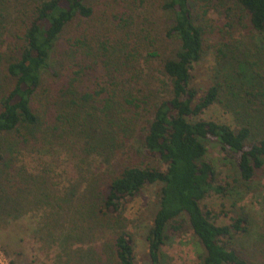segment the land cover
Instances as JSON below:
<instances>
[{"label": "trees", "instance_id": "1", "mask_svg": "<svg viewBox=\"0 0 264 264\" xmlns=\"http://www.w3.org/2000/svg\"><path fill=\"white\" fill-rule=\"evenodd\" d=\"M124 1L130 5L106 18V5L101 11L99 2L0 0V218L6 217L5 223L27 215L30 204L41 201L55 210L49 185L26 176L14 154L57 139L76 164L80 154V164L94 155L127 156L76 197L68 230L53 210L52 219L43 217V227L37 226L39 233L46 230V244H58L66 258L62 264H74L70 247L97 231L103 236L108 231L107 238L85 252L81 264H136L133 240L125 230V203L150 186L155 187V211L145 236L147 264H162V248L187 231L201 249L198 264H264L263 255L247 258L236 246V238L250 230L246 214L207 205L212 196L226 201L239 190L252 191L264 174V135L254 134L249 124L233 128L203 119L206 110L221 103L228 86L215 84L200 94L191 85V71L202 59L208 36L233 31L240 15L249 31L264 35V0H228L230 6L222 5L224 22L217 23L209 16L208 0ZM136 2L169 15L165 35L179 43L176 51L157 59L158 76L143 86L140 68L157 54L150 50V33L137 34L131 23ZM90 46L110 56L101 62L103 70L86 60ZM55 65L60 85L46 87L44 75ZM256 75L258 88L251 81L248 88L261 96L264 79ZM244 82L239 83L242 90ZM207 141L219 145L228 165L223 179L206 158ZM108 161L102 162L105 168ZM1 244L10 257L9 246Z\"/></svg>", "mask_w": 264, "mask_h": 264}, {"label": "rangeland", "instance_id": "2", "mask_svg": "<svg viewBox=\"0 0 264 264\" xmlns=\"http://www.w3.org/2000/svg\"><path fill=\"white\" fill-rule=\"evenodd\" d=\"M226 1L227 3L224 5L223 3ZM87 2L93 5L99 2L101 11L105 10V4L106 18H110L111 12L122 10L126 4L130 5V3L121 2V0H101V3L98 0H87ZM139 4L136 2L131 5V23H134L133 27L138 32L137 34L141 30L150 33V39L154 46L150 50L157 54L149 66L143 65L140 68L143 71V79L140 82L143 86L148 82L149 77L158 76L155 72L158 70L157 59L176 51L179 43L176 39H169L165 35L171 21L169 15L160 12L156 14L151 10L150 4L145 5V8ZM230 4L228 0H208L207 5L211 7L209 16L212 21L224 22L222 5L228 7ZM242 19L244 18H241V15L238 16V19L236 17L233 31L222 35L215 31L217 33L214 36L206 38L207 43L204 46L202 59L193 66L191 71V85L200 94L215 84L221 85L222 88L228 86L225 91L222 90L221 103L206 110L202 116L203 119L224 122L233 128L243 125L248 127L249 124L252 126L254 134L264 135V91L259 93L261 96H256V92L248 88V81L258 88L260 82L256 73H259L260 79H264V35L249 31L246 22H241ZM94 20L104 25L100 17L96 16ZM108 23L109 20L106 21V24ZM131 47L138 50V47L135 48L133 45ZM6 48L7 46L4 44L3 50ZM95 49L94 51V48L90 46V52L85 58L90 62L98 63L100 69L103 70L101 62L108 57L110 59V56L107 55L104 58L101 51H97V46ZM138 56L137 59L140 60ZM140 63L145 64L144 59L140 60ZM54 68L55 72L48 71L44 75L46 87L50 85L57 88L60 85L61 71L57 65ZM140 69L138 68V71ZM250 76H255V79L250 80ZM240 81H245L244 84L247 86L243 90L240 88ZM226 92L228 96H226ZM45 144L48 146L46 149L41 147ZM58 144L57 139L56 141H41L24 150L18 149L14 154L18 164L16 166L24 170L27 173L26 176L35 178L38 183L49 185L51 194L55 198L54 202L57 204L53 210L44 201L39 204L32 203L29 206L31 212L27 215L9 219L5 223H3V219L5 220L6 217L0 218V245L3 243L9 246L10 257L8 259L10 262L14 261L15 264H62L65 262L66 258L61 253L58 244H46L44 242L46 230L39 233L37 226L43 227L45 218L52 219L50 212L53 210V212H57V215L60 212L64 222H61L62 228L66 227L68 230L69 226L66 224L72 209L77 205L76 197L81 195L90 181L102 177L106 171L113 169L121 160L127 159V156L122 153H120L121 156L109 159L94 155L85 158L80 164L82 159L80 154L77 156L78 164H76L73 157L69 156L73 153L61 150ZM206 150V158L214 165L219 175L218 178H225L228 173V165L226 166L222 160L223 154L219 145L213 141H207ZM105 160H109L107 168L102 163ZM252 188V191L249 192L248 190H239L226 201L218 196H212L207 201V205L217 211L232 210L239 214L244 212L249 218V233L238 236L235 241L237 248L247 258L264 256V174L254 182ZM154 195L155 187L150 186L145 188L140 195L125 203L124 218L127 219L125 230L133 240L136 264H147L148 261L145 236L155 211ZM60 207L62 210L59 209ZM43 217L44 219H42ZM58 229L61 227L59 226ZM104 232H107L105 236H103V231L91 232L92 236L89 240L84 239L82 243L73 244L70 247L72 263L81 264L82 257L86 256L85 252L94 246L101 247L108 235V231ZM200 253L201 249L194 237L187 231L179 237L170 239L162 248V264H198L197 255Z\"/></svg>", "mask_w": 264, "mask_h": 264}, {"label": "built area", "instance_id": "3", "mask_svg": "<svg viewBox=\"0 0 264 264\" xmlns=\"http://www.w3.org/2000/svg\"><path fill=\"white\" fill-rule=\"evenodd\" d=\"M0 264H11L10 260L8 259V257H6V255L2 251L1 247H0Z\"/></svg>", "mask_w": 264, "mask_h": 264}]
</instances>
